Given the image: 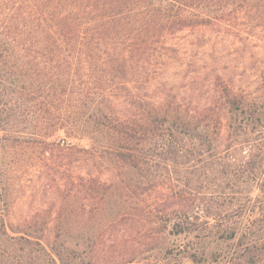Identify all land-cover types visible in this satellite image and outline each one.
<instances>
[{
	"label": "trees",
	"instance_id": "obj_1",
	"mask_svg": "<svg viewBox=\"0 0 264 264\" xmlns=\"http://www.w3.org/2000/svg\"><path fill=\"white\" fill-rule=\"evenodd\" d=\"M239 20L264 29V0H0V264H97L95 239L81 249L66 233V196L51 242L50 210L11 219L56 152L132 171L139 195L194 191L164 225L178 248L106 264H264V83L219 78V103L202 108L146 92L177 55L169 36Z\"/></svg>",
	"mask_w": 264,
	"mask_h": 264
},
{
	"label": "rangeland",
	"instance_id": "obj_2",
	"mask_svg": "<svg viewBox=\"0 0 264 264\" xmlns=\"http://www.w3.org/2000/svg\"><path fill=\"white\" fill-rule=\"evenodd\" d=\"M167 42L178 48V52L168 70L146 89L148 99H157L169 90L191 107L202 108L219 103V78L237 89L253 90L264 83L263 28L250 30L241 20L216 22L183 30L169 36ZM124 104L121 98L119 107L123 108ZM226 133L224 129L221 142ZM54 161L39 166L30 176L23 194L12 207L14 222L50 210L53 220L45 241L51 242L54 217L66 196L69 219L66 233L81 249L85 238L95 239L97 264L140 251L158 254L164 246L178 248L179 239L169 234L164 225L169 217L190 207L194 191L186 187L185 196L180 197L176 194L180 186L160 185L139 195L141 182L137 175L120 170L109 161L102 170L86 165L81 153L66 157L56 152ZM99 182L115 183L113 193L99 187Z\"/></svg>",
	"mask_w": 264,
	"mask_h": 264
}]
</instances>
